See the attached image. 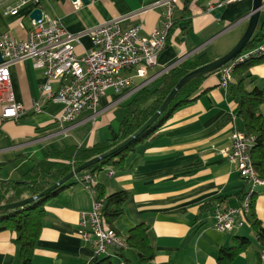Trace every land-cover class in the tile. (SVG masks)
<instances>
[{"label": "crops", "instance_id": "1", "mask_svg": "<svg viewBox=\"0 0 264 264\" xmlns=\"http://www.w3.org/2000/svg\"><path fill=\"white\" fill-rule=\"evenodd\" d=\"M22 1L30 0H0V38L9 34L18 40L27 39L32 28L30 16L37 9L28 5L17 16L5 15ZM165 1L90 0L84 4L80 0H40V7L78 36L75 51L84 55L93 47L90 29L117 19L125 20L123 30L137 24L143 36L150 35L163 17L164 8L159 5ZM210 6L213 9L209 10ZM252 9L253 0H181L174 15L171 44L150 75L194 55L208 54L212 61L223 57L246 32ZM263 22L260 19L259 27ZM224 33L227 34L221 37ZM9 72L16 101L29 112L19 120H6L0 106V164L7 163L0 171V179L21 180L32 164L45 159L51 150L69 145L93 147L117 137L126 113L123 106L130 99L117 107L111 105L128 90L119 94L108 91L95 117L92 111H84L75 123L61 126L56 120L62 105L50 102L41 113L31 110L34 102L41 99L45 85V77L34 63L24 61L11 66ZM243 80L247 91L259 88L264 92V62L241 68L233 75L232 83ZM199 93L174 113L154 139L139 145L123 171L112 170L109 175L107 170L95 180L108 194L129 193L124 215L114 229L127 239L132 229L147 226L155 251L151 264H219L221 250L231 248L236 238H247L251 245L231 264H264V249L249 221L231 232L215 228V213L240 208L241 195L248 189L237 167L220 154L221 149L230 147L232 133L242 131L243 125L237 119L229 88L221 85L220 71L204 82ZM261 113L264 115V106ZM218 198L225 202L202 212L205 204ZM253 202L254 210L247 218L253 213L264 227V186L256 189ZM93 204L92 194L81 184L49 201L31 264H89L94 251L92 241L83 236L88 229L81 225L80 215L92 211ZM16 238L12 231L0 233V264H16ZM124 255L126 259L110 249L104 257L112 258L114 264H142L130 247Z\"/></svg>", "mask_w": 264, "mask_h": 264}, {"label": "built area", "instance_id": "2", "mask_svg": "<svg viewBox=\"0 0 264 264\" xmlns=\"http://www.w3.org/2000/svg\"><path fill=\"white\" fill-rule=\"evenodd\" d=\"M243 0H228L241 2ZM181 0H166L159 6L164 14L150 35L141 34L142 27L133 25L122 29L123 19L101 24L90 29L92 49L84 55L76 54L78 36L69 33L59 19L43 13L40 21L32 20V28L25 40H18L7 34L0 38L3 62L0 64V106L1 116L6 120H19L27 115V109L16 101L9 68L30 60L45 77L41 99L34 102L32 111L41 113L46 103L62 105L63 111L57 118L61 126L75 123L84 111H92L94 117L99 113L101 99L108 91L119 94L129 92L112 103L121 105L133 95L163 75L179 66L183 61L164 68L160 73L150 75V70L159 64L160 55L168 46V39L174 27V15ZM33 5L41 9L40 0L22 1L16 8L8 9L6 16H17L22 7ZM213 9L210 6L209 10ZM264 13V5L261 14ZM264 59V42L256 48L244 50L237 58L219 71L221 85L228 87L238 66L254 60ZM66 130L64 129L63 132ZM256 137H249L235 130L231 135L229 148L221 149L220 154L237 167V171L248 184V193L238 209L218 210L215 213V228L220 232H231L242 228L251 212L256 189L264 186L254 167L251 150ZM113 171L109 170V175ZM76 182L92 194L93 210L81 213V225L88 229L83 236L92 241L94 256H104L110 249L127 250L128 241L115 229L109 228L101 213V204L96 201L97 185L91 174L75 176Z\"/></svg>", "mask_w": 264, "mask_h": 264}, {"label": "trees", "instance_id": "3", "mask_svg": "<svg viewBox=\"0 0 264 264\" xmlns=\"http://www.w3.org/2000/svg\"><path fill=\"white\" fill-rule=\"evenodd\" d=\"M174 33L175 25L170 33L168 46L171 44ZM263 42L264 22L260 25L246 50L256 48ZM210 62L212 60L208 54L194 55L168 74L163 75L156 82L133 95L130 101L123 106L126 113L120 124L119 133L116 138L93 147L80 148L69 145L51 150L45 159L33 163L21 180L0 179V207L18 203L47 191L70 175L75 169L122 144L157 113L171 91L184 76ZM261 62H264V59L240 65L237 67L235 73L239 72L241 68ZM215 73L200 77L187 84L149 130L117 154L103 160L79 175L89 173L95 178L107 170L123 171L129 156L137 151L139 145L154 139L157 132L167 124L180 107L194 101L201 94L199 92L204 82ZM228 88L237 107V119L243 125L242 131L249 137H256V142L251 150V156L258 176L264 180V115L261 113V107L264 106V92L259 88H255L251 92L247 91L244 80L237 84L231 82ZM6 165L7 163L0 164V171ZM77 184L79 183L73 178L69 182L59 186L48 196L31 205L0 212V233L12 231L17 234L15 243L19 249V254L16 264L32 263L37 242L40 240L43 231V222L46 217L48 202ZM93 189L97 192L96 201L101 204V213L106 225L114 229L116 222L124 215V206L129 200V193L122 191L108 194L106 188L101 184L93 186ZM247 193L248 189H245L241 195L242 201H244ZM224 202L223 198L213 199L204 205L202 212H207L216 205H222ZM254 206L255 202H252V211L254 210ZM247 221L250 222L258 242L264 249V227L261 222L253 213L250 219L247 218ZM148 232L149 228L147 226H138L130 231L127 238L130 249L136 252L142 264H151L155 257V251L150 242ZM250 245L249 239L236 238L231 248L221 250L218 263L231 264L238 256L245 253ZM118 252L122 258L126 259L124 250H119ZM127 263L130 264L128 261ZM89 264L114 263L112 258L94 256Z\"/></svg>", "mask_w": 264, "mask_h": 264}, {"label": "water", "instance_id": "4", "mask_svg": "<svg viewBox=\"0 0 264 264\" xmlns=\"http://www.w3.org/2000/svg\"><path fill=\"white\" fill-rule=\"evenodd\" d=\"M64 1V0H60ZM72 2L76 3L78 0H71ZM84 4H89L90 0H80ZM222 2H226L227 0H221ZM264 5V0H253V9L249 15L248 19V27L246 29V32L240 39V41L233 47L226 55L223 57L214 60L210 62L209 64L198 68L197 70L189 73L188 75L184 76L175 86V88L171 91L170 95L167 97L163 105L160 107V109L157 111V113L140 129L138 130L133 136H131L129 139L124 141L122 144L117 146L116 148L112 149L111 151L96 157L92 159L91 161L87 162L86 164L82 165L81 167L75 169L70 175L59 181L56 185L48 189L47 191L20 201L15 204L11 205H5L0 207V212H6L8 210H14L16 208H21L26 205H31L34 202L48 196L51 192L56 190L59 186L69 182L71 179L75 178V176L83 173L84 171L88 170L89 168L99 164L103 160L108 159L109 157L117 154L127 146H129L131 143H133L135 140H137L141 135H143L147 130H149L153 124L160 118V116L167 110V108L170 106L176 95L190 82H192L195 79H198L200 77L213 74L215 72H218L222 67H224L226 64L237 58L248 46V44L253 39L254 35L257 32V29L260 24L261 19V8ZM43 11L40 9L35 10L32 12L30 18L32 20L40 21L42 19ZM3 62L2 53L0 50V64Z\"/></svg>", "mask_w": 264, "mask_h": 264}, {"label": "rangeland", "instance_id": "5", "mask_svg": "<svg viewBox=\"0 0 264 264\" xmlns=\"http://www.w3.org/2000/svg\"><path fill=\"white\" fill-rule=\"evenodd\" d=\"M263 20H264V13L261 14V21H263ZM230 32H231V31H230ZM230 32H229V33H230ZM229 33H228V34H229ZM225 34H227V33H224L221 37L225 36ZM234 35H235V34H234ZM234 35H231L230 37H234ZM220 43H221V42H220ZM217 44H219V43H217ZM217 44H216V45H217ZM119 108H120V107H118V109H119Z\"/></svg>", "mask_w": 264, "mask_h": 264}]
</instances>
